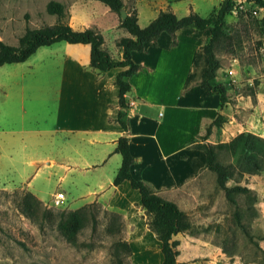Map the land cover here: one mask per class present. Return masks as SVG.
<instances>
[{"label":"crops","instance_id":"0c3cea01","mask_svg":"<svg viewBox=\"0 0 264 264\" xmlns=\"http://www.w3.org/2000/svg\"><path fill=\"white\" fill-rule=\"evenodd\" d=\"M122 1L136 11L140 28L165 11L178 18L191 12L208 18L223 2ZM64 3L66 22L73 30L97 29L103 49L113 59H122L116 42L129 34L120 28L115 13L98 1ZM209 36V29H180L175 46L172 37L162 33L142 52H133L132 61L141 69L130 79L134 96L127 95V101L135 103L128 113L134 158L130 172L185 212L193 230H203L210 216L205 208L213 207L214 196L206 187L215 181L214 174L205 168L204 153L194 148L206 128L218 115L224 117L223 125L212 127L205 141L212 145L240 134L264 139L263 83L250 82L251 94L244 93L242 84L226 86L222 108L217 95L208 96L200 87L207 67L202 46ZM38 61L51 64L36 68ZM89 64V45L59 43L40 48L24 63L0 68V192L21 188L46 206L56 204L61 193L68 211L97 203L123 218L131 264H162V244L149 229L140 194L127 181L113 185L122 164L115 152L124 135L115 122L116 77L122 69L99 74ZM233 69L237 80V68Z\"/></svg>","mask_w":264,"mask_h":264},{"label":"rangeland","instance_id":"374dc122","mask_svg":"<svg viewBox=\"0 0 264 264\" xmlns=\"http://www.w3.org/2000/svg\"><path fill=\"white\" fill-rule=\"evenodd\" d=\"M50 1L64 3V0H0V38L16 47L26 27L36 29L55 24L57 18L46 12ZM246 8L252 9L249 5ZM260 21L250 12L226 16L225 33L231 40L220 43L216 49L222 65L218 86L233 88L242 84L244 93L251 94L250 82L264 84V54L259 52L264 25ZM46 64L51 63L38 61L35 67L45 68ZM231 65L238 71L235 83L227 74ZM219 159L223 163L232 162L226 154ZM234 182L248 187L251 193L237 195L238 205L234 207L215 181L206 187L214 196L211 211L205 208L209 219L203 230H189L176 237L181 254L177 264H264V173L236 177ZM22 192L26 191L20 188L0 192V264H131L121 246L128 238L124 223L123 227L117 226L101 205L94 203L87 209L85 226L71 240L68 231L59 226L62 214L70 211L56 202L51 206L43 204L45 211L37 210L30 215L20 206Z\"/></svg>","mask_w":264,"mask_h":264},{"label":"trees","instance_id":"16d2710c","mask_svg":"<svg viewBox=\"0 0 264 264\" xmlns=\"http://www.w3.org/2000/svg\"><path fill=\"white\" fill-rule=\"evenodd\" d=\"M98 1L108 7L111 12L120 18V28L124 29L129 37L121 38L116 46L122 52V59H113L103 49L104 39L97 29H85L83 31L73 30L64 19H66L65 6L56 1H50L46 6L48 15L55 16L57 22L53 25H45L36 29L26 27L24 34L18 40V46L8 45L0 40V68L4 65L19 64L26 62L40 48H48L59 43L82 44L90 46L89 67L99 74L106 73L112 69H122L116 77V85L119 89L118 115L115 120L124 131V135L117 141L115 152L122 157L121 167L114 179L113 185L119 186L122 182H129L132 189L138 191L141 197L142 207L145 209L149 229L161 242L163 255L162 264H177L179 256V243L176 237L179 234L193 230L192 224L185 214L174 203L161 198L151 187L144 182L133 178L130 168L134 164L129 149V120L130 110L127 94L131 92L130 79L140 71L141 66L132 61L133 52H142L145 45L154 43L162 33L172 37V46H175V33L180 29L191 28L196 31L210 30V36L202 46L207 58V67L199 83L200 87L208 96L219 97V107L227 102V89L218 86L217 77L221 63L216 56V49L220 43H228L229 38L225 33V18L231 12L234 1L223 0L220 7L208 18H202L197 13L178 18L171 11L161 12L158 17L147 27L140 28L137 24V13L130 11L122 0H92ZM254 1L257 7L264 12V0ZM124 10L126 18L122 21L120 12ZM264 25V18L260 21ZM224 117L218 115L206 130L205 135L200 137L194 148L205 155V168L215 176L216 186L223 192L226 201L237 207V195H248L251 190L234 182L236 177L259 176L264 173V139L252 134H240L228 143L212 145L203 143L210 135L211 128H220L224 123ZM221 154L228 155L232 162L223 163L219 157ZM233 181L230 185L229 183ZM94 203L84 206L78 210L62 214L61 223L68 231V238L74 239L75 235L85 226L89 212ZM20 206L23 211L32 214L34 211L43 210V203L29 192H22ZM107 212V211H106ZM110 217L123 227V218L115 213H109ZM90 216L93 215L90 212ZM238 220V213L234 214ZM64 223V224H63ZM1 229V228H0ZM118 230V228H116ZM121 246L125 252V258L132 255L128 242H122Z\"/></svg>","mask_w":264,"mask_h":264},{"label":"built area","instance_id":"2783aa9c","mask_svg":"<svg viewBox=\"0 0 264 264\" xmlns=\"http://www.w3.org/2000/svg\"><path fill=\"white\" fill-rule=\"evenodd\" d=\"M247 5H249L252 9L248 10L246 8ZM247 12H250L253 17L259 18L260 20H262L264 18V12L257 7V5L255 4L254 1H250V0H236V1H234V6L230 12L232 15L237 16L241 13H247ZM263 32H264V29H263ZM260 41H261V46L259 47V52L264 54V33H263ZM234 62H236V60H234ZM233 68H235V66L231 65L230 69L227 70V74L231 78L232 82L235 83L236 82V79H235L236 73H235ZM128 104H129V107L132 108V107H134L135 103L133 100L129 99ZM63 200H64V195L61 193H58L55 197V201L57 203H61Z\"/></svg>","mask_w":264,"mask_h":264},{"label":"water","instance_id":"95a60500","mask_svg":"<svg viewBox=\"0 0 264 264\" xmlns=\"http://www.w3.org/2000/svg\"><path fill=\"white\" fill-rule=\"evenodd\" d=\"M120 16H121V20H122V21L126 18V13H125L124 10H121V12H120ZM127 95H128V96H131V95H133V94H132V92H129ZM133 96H134V95H133Z\"/></svg>","mask_w":264,"mask_h":264}]
</instances>
